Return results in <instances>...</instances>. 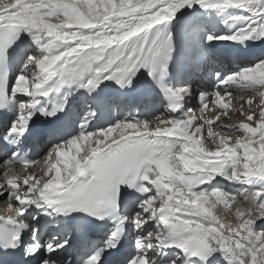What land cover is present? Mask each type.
<instances>
[{"label":"snow or ice","instance_id":"obj_1","mask_svg":"<svg viewBox=\"0 0 264 264\" xmlns=\"http://www.w3.org/2000/svg\"><path fill=\"white\" fill-rule=\"evenodd\" d=\"M0 203V264H264V0H0Z\"/></svg>","mask_w":264,"mask_h":264}]
</instances>
